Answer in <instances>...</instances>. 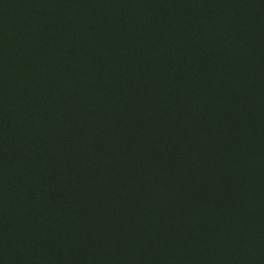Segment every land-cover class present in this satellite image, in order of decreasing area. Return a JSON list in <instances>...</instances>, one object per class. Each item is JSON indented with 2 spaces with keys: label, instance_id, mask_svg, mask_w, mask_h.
I'll return each mask as SVG.
<instances>
[{
  "label": "trees",
  "instance_id": "16d2710c",
  "mask_svg": "<svg viewBox=\"0 0 264 264\" xmlns=\"http://www.w3.org/2000/svg\"><path fill=\"white\" fill-rule=\"evenodd\" d=\"M264 0H0V264H264Z\"/></svg>",
  "mask_w": 264,
  "mask_h": 264
},
{
  "label": "rangeland",
  "instance_id": "374dc122",
  "mask_svg": "<svg viewBox=\"0 0 264 264\" xmlns=\"http://www.w3.org/2000/svg\"><path fill=\"white\" fill-rule=\"evenodd\" d=\"M258 124H260V129L256 130V128H253L251 132L252 133L257 132L261 136V139H262L261 146H262L264 145V118H260Z\"/></svg>",
  "mask_w": 264,
  "mask_h": 264
}]
</instances>
